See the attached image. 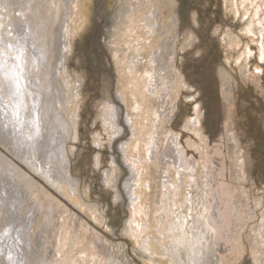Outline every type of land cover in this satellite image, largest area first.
Returning a JSON list of instances; mask_svg holds the SVG:
<instances>
[{
    "label": "rangeland",
    "instance_id": "374dc122",
    "mask_svg": "<svg viewBox=\"0 0 264 264\" xmlns=\"http://www.w3.org/2000/svg\"><path fill=\"white\" fill-rule=\"evenodd\" d=\"M33 1L19 0L11 7L27 5L31 12L29 8L48 4ZM151 2L147 8L145 0H77L71 52L61 60V48L52 43L60 17L68 20L64 2L59 1L52 32L47 29L51 45L34 35L46 29L32 32L33 22L42 28L44 19L29 22L31 39L39 40L35 47H54L59 57L48 53L54 66L42 79L45 89L29 85L32 92L44 94L38 112L34 101L30 106L40 117L44 99L51 98V121L59 133L51 140L44 130L47 113L36 144L32 141L41 135L35 129L34 138L22 133L24 153L6 138L7 131L12 136L10 129L0 134V158L24 168L26 180L30 173L40 195L35 201L22 181L19 220L13 224L6 214L3 222L4 233L11 231L9 225H21L16 231L22 235L14 238L26 247L23 264L37 263L43 242L59 256L48 261L42 255L41 262L60 264L64 240L73 264H189L194 256L190 249L197 244L191 233L211 224H219V233L201 237L196 256L208 253L209 264H264V0ZM13 43L12 50L20 45L17 38ZM77 74L82 76L79 84ZM55 136L60 138L56 151H66L64 165L56 168L49 161ZM0 174V181L7 175L9 187L12 174ZM66 177L65 185L55 181ZM55 205L76 227H58L61 218L53 212L57 226L43 234ZM215 242L221 253L213 251ZM1 251L0 264H11Z\"/></svg>",
    "mask_w": 264,
    "mask_h": 264
},
{
    "label": "bare ground",
    "instance_id": "6f19581e",
    "mask_svg": "<svg viewBox=\"0 0 264 264\" xmlns=\"http://www.w3.org/2000/svg\"><path fill=\"white\" fill-rule=\"evenodd\" d=\"M18 1L19 0H0V134L3 133L2 129H4V128L10 129L11 132H12L11 133L12 136H10V131H7L6 138L10 139L11 142L12 141L17 142V147L19 148V151L24 153V151H25L24 150L25 143H24V140H22V133L24 135L32 136L34 138L35 137L34 136L35 135L34 134L35 131L33 129H35L37 131L36 133L38 135H41L42 134V130H43V128H42V115H44V114L46 115L47 113H49V115H50V116H47V115L45 116L46 125H45V129H44L45 131H47V133H48L47 135H51L50 139L54 140V138L52 136L53 133H57L56 135H58V133H59V132H56L55 125L51 121L52 117L55 116L54 114H52L54 102L51 100V98H48L46 101L44 99V103H42L43 107H42V110L40 111V117L39 116L37 117L36 115H34V109H32V107L30 106V100L34 101L35 105L37 106L36 110L38 112L40 110V108H41V101H42V98L44 97V94H41V93H38V92H32L29 89V85L32 84V82H34V86L36 87V89L40 88V87H42L44 89L46 88L45 87L46 86L45 82H43L42 79L43 78H45V79L47 78V77H44V76L46 74H49L51 72L50 67L54 66V65H52V63H51V61L49 59L51 58V55H52L53 59L56 57L55 56L56 50H55L54 47H52V49L44 48L45 50L44 49L40 50L39 47L41 48V46L39 45L38 47H35L37 45V43H34V40H37V42H38L40 39H44L43 43H45V44L46 43H48V44L50 43L51 40H48L46 42V36L50 34L49 32H47V29L48 28L50 29V27H51V32L53 30L52 23L57 19L56 18V14L58 12V7L60 5V3H59L60 0H44L45 2H48L47 5H42L41 8H39V6L38 7L36 6L35 9L29 8V10L31 12L28 11V9H27L28 7H26L27 5L24 6L21 10H17L18 9L17 7H16L17 8L16 10H15V8H12L13 7L12 5L16 4V2H18ZM35 1H37V0H35ZM35 1H33L32 3H35ZM62 1L64 2V15L68 16V17H66L68 20L66 21L64 19L65 16L60 17V21H59V23L57 25V29L54 30L56 32V34H55V36H53L54 38H53V43H52L53 46H55V44L57 43V47L61 48L58 51V52H62L63 53L60 56V60H61L63 55L65 56V59H67L69 57V55H70V52H71L72 38H71V30H70L71 29L70 28L71 24H70V22H72L71 21V19H72V15L71 14H72V11L74 10V9H72V6L74 4H76L77 0H62ZM151 3H152L151 0H145V4H146L147 8L152 5ZM28 5L30 7L33 6V5H31L30 2L28 3ZM36 5H38V4H36ZM46 15H48V16H46ZM30 17H32L33 19L30 18ZM40 18L44 19V23H43L44 25L42 24V26H43L42 28H41V26H39L38 22H33L35 19H38L37 21H39ZM31 20H33L32 22H33V28H34L32 30V32H36V30H38V29L41 30V31L43 30V28L46 29L45 34L40 35L41 31L39 32L40 34H38V33L34 34V35L38 36V39L40 38L39 40L35 39V38H32L33 40L31 39V36H30L31 35V33H30L31 32V28L28 26V25H31L29 23V22H31ZM148 20L150 22L153 19H151L149 17ZM26 29L28 30L27 33L25 32ZM34 35H33V37H35ZM53 35H54V33H53ZM16 38H17V41H19L20 45H18V48H14L12 50L9 46L13 47L14 45H16V43H13V39H16ZM7 40H9L10 42H8ZM25 44L33 46L34 50L30 49L31 47L28 48V46H26ZM1 45H3L6 49L3 50ZM50 45H51V43H50ZM62 45L65 46V48H66L65 52L62 51L63 50L62 49ZM21 50H22V53H23L22 55H21ZM35 51H37V52H35ZM48 53H51V55L48 54ZM17 57H19V59H17ZM58 58L56 57V59H58ZM132 62H134V61H132ZM61 64L63 65V67L61 66L62 67L61 70H63V71H64V69L66 70V65H64L63 63H61ZM46 66H48V67H46ZM13 72H16V73H21L22 72V75L20 77L21 92H20L19 95L16 94L15 86L12 84L11 77H12V73ZM94 72L95 71L93 70V73L91 74V79L93 80V82H94V77H93ZM60 73L61 72L58 69V73H57L58 76L61 75ZM5 74H7V78H6ZM63 76L65 77V75H63ZM75 76H76V79H77L78 84H79V82L82 81V76L80 74H77ZM68 77H69V75H66V78H68ZM48 79H50V78H48ZM49 83H51L52 85H55V83L52 82V80L49 81ZM61 83L64 84V82H61ZM67 85H69L68 82H67ZM29 90H30V92H29ZM90 91H92V90H90ZM72 92H73V90H72ZM72 92H71V90H69L68 96L71 97ZM24 98H25V101L22 102V99H24ZM60 104H61V102H60ZM110 108L111 107L109 106L108 102L106 104H104V109L109 111ZM108 111H107L106 118H111V114L109 116V112ZM61 113H62V111H61ZM24 118H26V119L24 120ZM37 119H38V121L36 122ZM28 121L31 124L28 125ZM65 127H66V125H65ZM25 129H27V130L25 131ZM57 129H58V126H57ZM60 131H61V129H60ZM15 133H18V134H15ZM19 133H20V135H19ZM3 136H4V134H3ZM40 137L42 138L43 136L41 135V136H38V137L34 138V140L32 142H35V144H36V142L39 141ZM56 137L57 136H55V143L54 144L50 143L51 146L53 144V147L50 150V152H51V156L49 158L50 160L48 159V157L45 158L46 160H49L51 162L50 164L54 165L55 168L59 164L63 166L64 162H65V159H66V153H64V152H66L65 149H63L60 152L56 151V149H55L56 148V142H57L56 141ZM57 138H59V137H57ZM29 139H30V137H29ZM30 144L32 146V143H30ZM15 149H17V148L15 147ZM37 151H38V148L36 149L35 153ZM48 152H49V149H48ZM48 152L45 151V153H44L45 156H47ZM62 152H63V155L61 156ZM0 153H2L1 150H0ZM30 154H32V152H30ZM36 155H38V153H36ZM52 156H53V158H52ZM55 158H56V160H55ZM35 161H36L37 165H39L38 162L41 161V160H36L35 159ZM54 161H55V163H54ZM12 162L13 163L10 162L8 164V163H5L0 158V165H2V163L5 164V165H2V169L0 170V172L5 173V174H7L9 172V173L12 174V176L10 177V180H11L12 183H10L9 187L6 186V184H5L6 179H7V175H6L4 180L0 181V184L2 183V185H3V186H0V191L3 193L2 195L0 194V239L4 236L3 237V239H4L3 241L4 242L2 241L3 243L0 246V248H2L4 256H7V260L9 259L8 261H10L11 264H23L24 260H22L20 257H22L21 253L23 254V252H25V248L26 247L24 248V243H23L22 239H20L21 245L23 244L22 247H21L18 243H16V240L14 238V236H16L17 240H18L20 238V235H22V233H20V232L17 233V231H16L18 228H20L21 225L20 226L19 225L18 226L15 225L14 227H12V225H9V223L7 222L8 225H9L7 227H10L8 229V231L11 230L10 231L11 235L9 234L10 232H5L7 234V236H6V234L4 233V230L2 231V227H4L3 222L5 223V221H6V217H5L6 214H10L11 218L13 217V220H12L13 224H15L17 220H19L18 219L19 217L17 215L16 204L18 203V200H19L17 196H18L19 193H21V190H19L18 188H21L20 184H21L22 181H24V185L23 186L26 187V190H28L27 192L29 193V191H32V195H30V196H33L35 201H37L40 198V195L38 194V191L36 190L38 188L36 187V184L34 183L32 177L30 176V173H29V175L27 177L28 179L26 180L25 179V177H26L25 174H27L26 173L27 171H25L24 168H22L20 165H18V163L14 162V161H12ZM52 163H54V164H52ZM56 163H57V165H56ZM41 164L42 163L40 162V165ZM44 164L46 165V163H44ZM48 166L49 165H47V167ZM55 181L58 182V185H61V184L65 185L66 183L69 182V179L67 177L66 178H59V179L57 178V179H55ZM63 182H65V183H63ZM210 183H212V181ZM11 184H12V186H11ZM13 188H14L15 191L13 190ZM76 189H77L76 184H73V186L71 187L72 193L75 194L76 191H77ZM26 190L24 192H26ZM23 198H25V197H23ZM27 201H28V199H27ZM8 205H9V207H11L14 210V213L10 212L9 209H7V208H9ZM56 206L57 205L52 207V210H50V216L51 217H49V221H47V227L46 228L44 227L45 230H44L43 234H45L48 230H51V227H56L57 226L56 224H55V226L53 225L54 224L53 222L57 221V219H53L52 220V218L54 217L52 215L53 212H56L58 214V217L61 218L59 220V226L58 227H76V226H73V225L69 224V219L65 220V218L63 217L64 210L63 211H61V209L58 210V208L57 209L55 208ZM209 211H210V209H209ZM15 215L17 216L16 218H14ZM62 219L64 220V222H62ZM22 220H23V217H22ZM40 220H42V219H40ZM34 221H36V220H34ZM44 222H45V220H44ZM36 223L38 224V221ZM173 225H174V223H173ZM15 227H16V229H15ZM23 227H25V226H23ZM219 227H220L219 224H215V225L211 224L210 227H207V228L205 227V229H206L205 231L204 230H200L199 234H197L196 231H193L191 233L190 236H191L192 243H194V244L197 243V244L195 246L191 245L192 247L189 245L191 247V249H190L191 255H193V253H194V256H192V259L189 257V264H209V262L211 263L210 260L206 259V258H208V256H207L208 253H204L201 256H196L195 254L196 253L198 254V252H200V250H202V248L198 247L199 249H197V248H194V247L199 245V241L202 242L201 241V237H204V238L207 239L208 237H206V236L208 234H210L211 232H212V234L219 233ZM167 231H169V229H167ZM9 237H10V239H8V242L5 245L4 243H5L6 239L9 238ZM30 239H31V237H30ZM43 239H44V241L46 240V238H44V237H43ZM173 239H174V237H173ZM204 241L206 242V240H204ZM64 242H65V240H64ZM64 242H62V257H61L60 260H57V263H60V264H65V263L66 264H73V263H70V261L68 259L67 251L65 249H63L64 245H66V242H65V244H64ZM73 242H74L73 238H71L70 241H69V244H68L69 250L74 247ZM217 242H218V240H217ZM43 244L45 246V248L42 250V252L44 254H42V253L40 254L36 264L44 263L43 261L41 262V259L45 255L47 256V257H45V260H48V261H49V259H51V261H52L55 258V256H57V257L59 256V253L57 251H54V252H56V254L54 253V255H52V253H51L52 251H49L50 243L46 244V242L45 243L43 242ZM16 246L18 248H16ZM216 246H217V243L216 242L213 243V245H212V247H214L213 251L216 249L218 252L221 253L223 251V249L220 248V247L217 248ZM98 247H100V245ZM204 247L206 248V246H204ZM51 249H52V244H51ZM173 252H174V249H173ZM65 255H66V257H65ZM187 255H189V252H188ZM211 257H212V254L210 256V259H211ZM3 258L4 257H1L0 259H3ZM218 259H220L219 255L216 257V260H214L213 263H215ZM181 261H182V259L180 258V260L177 261V262L182 263ZM206 261H209V262L206 263ZM1 262H2V260H1ZM77 263L79 264V262L76 260L75 264H77ZM55 264H56V262H55ZM98 264H102L101 261Z\"/></svg>",
    "mask_w": 264,
    "mask_h": 264
},
{
    "label": "snow or ice",
    "instance_id": "6c2138e0",
    "mask_svg": "<svg viewBox=\"0 0 264 264\" xmlns=\"http://www.w3.org/2000/svg\"><path fill=\"white\" fill-rule=\"evenodd\" d=\"M22 50H21V55H22ZM262 59H264V56L261 57ZM17 59H19V57H17ZM6 75V78H7V74ZM22 75V72L21 73H16V72H13L12 73V77H11V80H12V84L15 86V90H16V94L19 95L20 92H21V87H20V77Z\"/></svg>",
    "mask_w": 264,
    "mask_h": 264
}]
</instances>
